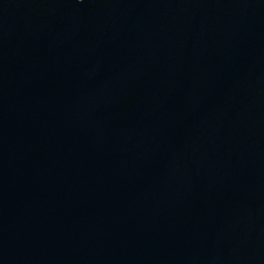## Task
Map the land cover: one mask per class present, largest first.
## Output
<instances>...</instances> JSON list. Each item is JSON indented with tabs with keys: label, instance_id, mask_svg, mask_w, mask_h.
I'll return each mask as SVG.
<instances>
[{
	"label": "water",
	"instance_id": "water-1",
	"mask_svg": "<svg viewBox=\"0 0 264 264\" xmlns=\"http://www.w3.org/2000/svg\"><path fill=\"white\" fill-rule=\"evenodd\" d=\"M0 264H264V0H0Z\"/></svg>",
	"mask_w": 264,
	"mask_h": 264
}]
</instances>
